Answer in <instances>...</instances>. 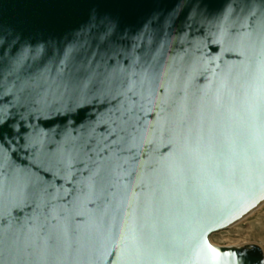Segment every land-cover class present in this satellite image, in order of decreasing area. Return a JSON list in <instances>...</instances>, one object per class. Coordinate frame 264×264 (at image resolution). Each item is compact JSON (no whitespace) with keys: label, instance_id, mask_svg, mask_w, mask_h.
<instances>
[{"label":"water","instance_id":"water-1","mask_svg":"<svg viewBox=\"0 0 264 264\" xmlns=\"http://www.w3.org/2000/svg\"><path fill=\"white\" fill-rule=\"evenodd\" d=\"M0 53V264H264L208 240L264 204V0H0Z\"/></svg>","mask_w":264,"mask_h":264},{"label":"rangeland","instance_id":"rangeland-1","mask_svg":"<svg viewBox=\"0 0 264 264\" xmlns=\"http://www.w3.org/2000/svg\"><path fill=\"white\" fill-rule=\"evenodd\" d=\"M209 242L217 246L257 244L264 250V204L232 227L211 234Z\"/></svg>","mask_w":264,"mask_h":264},{"label":"snow or ice","instance_id":"snow-or-ice-1","mask_svg":"<svg viewBox=\"0 0 264 264\" xmlns=\"http://www.w3.org/2000/svg\"><path fill=\"white\" fill-rule=\"evenodd\" d=\"M86 7L88 8V10H91L93 5L87 4ZM95 8L97 17L103 14V6L101 4H96ZM48 87H59V85L49 84ZM6 127L7 125L5 124L3 128H0V139L3 138V131ZM209 251L212 254L211 259L213 261V264H260L261 258L259 256H256L251 251L245 254V249L222 253L221 250H218L217 248L209 245ZM223 257H227V260H224Z\"/></svg>","mask_w":264,"mask_h":264},{"label":"bare ground","instance_id":"bare-ground-1","mask_svg":"<svg viewBox=\"0 0 264 264\" xmlns=\"http://www.w3.org/2000/svg\"><path fill=\"white\" fill-rule=\"evenodd\" d=\"M262 205H263V204H262ZM262 205H261V206H262ZM261 206H259L256 210H258ZM256 210H255V211H256ZM255 211H253V213H254ZM253 213H251V214H253ZM251 214H250V215H251ZM250 215H249V216H250ZM208 240H209V238H208Z\"/></svg>","mask_w":264,"mask_h":264}]
</instances>
